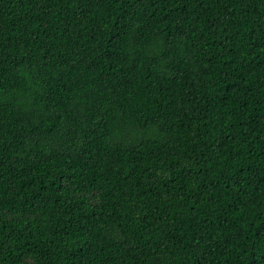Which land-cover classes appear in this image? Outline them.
<instances>
[{
    "label": "trees",
    "instance_id": "16d2710c",
    "mask_svg": "<svg viewBox=\"0 0 264 264\" xmlns=\"http://www.w3.org/2000/svg\"><path fill=\"white\" fill-rule=\"evenodd\" d=\"M0 264H264V0H0Z\"/></svg>",
    "mask_w": 264,
    "mask_h": 264
}]
</instances>
